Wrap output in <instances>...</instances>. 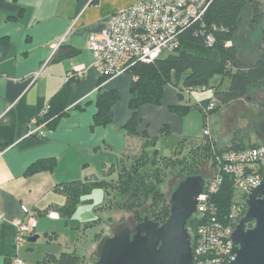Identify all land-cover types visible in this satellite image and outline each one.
<instances>
[{"label":"crops","instance_id":"0c3cea01","mask_svg":"<svg viewBox=\"0 0 264 264\" xmlns=\"http://www.w3.org/2000/svg\"><path fill=\"white\" fill-rule=\"evenodd\" d=\"M138 1L0 0V210L7 218L0 222V264H13L17 254L26 264H59L57 258L72 251L68 246L76 247L55 241L48 229L65 217L59 208L67 204V184L107 177L133 140L124 128L133 114L130 101L135 96L129 73L107 80L94 67L80 78L67 80L66 74L73 66L92 65L89 34L102 30L111 15ZM69 30L55 51L59 38ZM67 48L76 54L55 59ZM43 66L44 75L33 81L31 74ZM111 89L120 94L112 107L113 121L97 126V96ZM60 92H68L65 114L47 129L45 138L29 135L31 122ZM180 102L178 90L166 85L160 104L139 108V134L146 131L156 137L167 127L182 135L181 116L170 111ZM226 141L219 145L231 146ZM39 162L40 168L31 171ZM23 205L38 213L34 235L39 237L16 250L14 221L25 217ZM52 210L59 212V219L47 216ZM90 216L88 212L84 218Z\"/></svg>","mask_w":264,"mask_h":264},{"label":"trees","instance_id":"16d2710c","mask_svg":"<svg viewBox=\"0 0 264 264\" xmlns=\"http://www.w3.org/2000/svg\"><path fill=\"white\" fill-rule=\"evenodd\" d=\"M247 7H250L249 25L252 28L259 26L263 29L256 59L248 64L243 62L237 45ZM208 35H212L215 39L212 46H208L206 42ZM180 41V47L175 53L153 62H139L128 72L133 77L131 92L135 95L130 101L133 114L124 126L128 134H139L138 127L141 122L139 108L144 104H160L164 97V87L168 84L181 89L209 88L215 76L227 78L229 85L225 89L215 87L213 96L202 100L203 103L211 99L217 101V107L213 112L221 104H231L246 98L253 90L264 84V8L258 0H213L203 22L192 25L181 35ZM75 54V49L67 48L55 59L72 57ZM104 77L105 80L109 79ZM67 95L68 92H60L51 101L50 108L44 117L48 128H52L58 118L67 111ZM182 96L181 94L180 97ZM119 98L120 94L116 89L99 92L96 100L97 111L94 116L95 125H108L113 121L112 107ZM195 106L200 109L198 103ZM190 107V105L180 104L170 108L174 112L183 113ZM162 131H167V127H164ZM142 136L146 142L141 156L129 159L123 155L115 164L116 167L108 169L107 177L115 173L113 170L115 168L117 178L103 177L93 181L67 184L68 201L59 208L62 214L64 216L73 214L82 196L89 194L91 188L97 184L105 188L108 199L110 196L113 197L116 207L123 212V219L126 213L133 212L137 221L148 215L155 221L165 222L170 216L167 192L162 188L166 169H178L176 176L180 178L195 174L200 164L202 166L210 164L211 140L214 142L216 140L214 137L210 139L205 136L203 152H200V155L196 154L188 161L186 158L161 156L154 147L156 137H150L146 131L142 133ZM242 147H246L243 142L238 146L227 148ZM151 148L153 152H150ZM158 156H161L163 161L159 162ZM42 162L54 164V160ZM40 163L33 165L31 171L40 168ZM232 190L231 179L227 176L220 194L216 197L220 210L224 213L230 208ZM188 225L192 231L191 222ZM57 261L59 264H84V260L77 252H63Z\"/></svg>","mask_w":264,"mask_h":264},{"label":"built area","instance_id":"2783aa9c","mask_svg":"<svg viewBox=\"0 0 264 264\" xmlns=\"http://www.w3.org/2000/svg\"><path fill=\"white\" fill-rule=\"evenodd\" d=\"M213 0H140L111 15L102 30L91 32L88 47L94 55L92 65L73 66L66 74V79L84 76L90 67L110 78L128 73L139 62H153L163 56L175 53L180 47L181 35L192 25L203 22V18ZM67 34L59 38L55 51L62 44ZM215 39L207 36L208 46ZM33 81L44 75V66L31 74ZM205 91L207 87H185L182 92ZM180 92V91H179ZM204 100V99H202ZM197 100L205 115L204 135L210 139L209 117L217 107V101ZM46 108L31 122L29 135L46 137ZM210 178H208L199 199L197 212L191 222V244L195 255L192 264H230L236 257L229 255L233 239L229 237L248 210L247 197L261 180H264V143L255 142L242 148H221L211 140ZM230 177L233 197L226 213L220 210L216 201L226 177ZM25 217L16 219L15 248L19 250L35 234L38 213L26 205L22 206ZM52 219H59L58 211L47 213ZM6 214L0 210V222L6 220ZM189 224V223H188ZM189 227V225H188ZM190 230V229H189ZM235 247V243H234ZM13 264H26L17 254Z\"/></svg>","mask_w":264,"mask_h":264},{"label":"rangeland","instance_id":"374dc122","mask_svg":"<svg viewBox=\"0 0 264 264\" xmlns=\"http://www.w3.org/2000/svg\"><path fill=\"white\" fill-rule=\"evenodd\" d=\"M244 17L237 45L243 62L248 64L256 59V53L262 41L263 29L259 26L252 28V26L249 25L250 7L246 8ZM228 85L229 80L227 78L217 75L211 80L208 90L205 91L196 90L191 94H186L182 92L183 88L181 89L174 86L178 92L180 91L179 95H183L180 97V104L183 106L190 105L191 107L183 113L174 112L170 108V111L174 115L181 116L182 122L179 124V129L183 126L184 132L182 135L176 134L172 133L169 131V128H167V131L161 130V132L157 134L154 147L161 156H173L180 159L186 158L189 161V159L195 157L196 154L200 155L199 153L203 152L202 147L205 143L204 129L206 120L205 115L195 104L197 103V99L212 97L215 87L225 89ZM258 96L259 93L253 90L246 98L240 100L243 102L242 112L241 110L238 112V109L235 108L238 104L237 102L221 104L216 111L212 112L209 117V128L216 142L222 144L223 141L227 142L226 140H228V143L231 144L232 147L240 145L241 142H243L245 146L257 142L256 137L251 131H249V134L246 133V118L256 115L258 107L260 108L261 106H263V110L261 109V111L263 112L262 115H264V103H262L263 101H261V99H257ZM238 113L240 117L238 120H235ZM131 136H133V140L125 152V157L129 159L141 156L146 142L142 133ZM149 150L153 152L152 148ZM175 151H177L176 154ZM161 156H158L159 162L163 161ZM200 165V167H202V164ZM206 166V172L208 173L209 171L210 173V166ZM113 170L116 171L115 168ZM177 172L178 169L176 168L166 169L165 181L162 185L165 192L168 193L171 187H174L179 181L180 177L176 176ZM111 176L117 178V172ZM110 178L107 177V179ZM77 208L75 214L72 216H65L61 220L50 223L48 229L51 231L50 233L54 235V240L61 242L63 246H66V243H69L68 245H76V247L68 246L67 249H71V252H77L84 260V264H88L97 258V254L93 249L94 243L101 238L110 222L117 218H122L123 212L116 207V202L113 197L110 196L108 199L105 188L97 184L91 188L89 194L82 196L81 202ZM88 212L92 213L93 216L84 218Z\"/></svg>","mask_w":264,"mask_h":264},{"label":"water","instance_id":"95a60500","mask_svg":"<svg viewBox=\"0 0 264 264\" xmlns=\"http://www.w3.org/2000/svg\"><path fill=\"white\" fill-rule=\"evenodd\" d=\"M255 135L257 142L264 143V117ZM207 180L198 171L180 178L177 187L167 193L170 216L163 223L148 215L137 221L133 212L110 222L93 245L97 258L88 264H192L195 255L188 223L197 212V197ZM247 204L246 214L229 235L235 247L233 243L228 254H236L230 264H264L263 180L250 191ZM252 222L254 225L247 228ZM38 237L31 236L29 242Z\"/></svg>","mask_w":264,"mask_h":264},{"label":"flooded vegetation","instance_id":"af4514ba","mask_svg":"<svg viewBox=\"0 0 264 264\" xmlns=\"http://www.w3.org/2000/svg\"><path fill=\"white\" fill-rule=\"evenodd\" d=\"M260 3H261V5L263 6V8H264V0H258ZM255 92H258L259 93V96H258V98L257 99H261V101H263L262 103H264V84L261 86V87H258V88H256L255 90H254ZM260 102V101H259ZM238 104H237V106H235V108H237L238 110V112L242 109V105H243V102L242 101H240V102H237ZM258 105V104H257ZM261 105H263V104H261ZM261 109L263 110V106H261L260 108L258 107V112H256V115H254V116H249L248 118H246L247 119V125H246V130H247V134H249V131H251L253 134H254V136L256 137V135H255V132L258 130V124H259V121L264 117V115H262L263 114V112L261 111ZM244 110V109H243ZM246 110V109H245ZM260 110V111H259ZM250 111V110H249ZM241 112H242V110H241ZM257 116H258V119H257ZM259 116H260V118H259ZM240 117V115H239V113L237 114V116H236V119L235 120H238V118ZM207 167V166H206ZM206 167L205 166H202V167H200L197 171L199 172V173H201V174H203L204 176H206V177H208V178H210V176H211V174L209 173V171H208V173L206 172ZM178 178V177H177ZM180 180V179H179ZM264 181V180H263ZM178 183H179V181L176 183V185L173 187H171V189L173 190V189H175L176 187H177V185H178ZM170 185H172V184H170ZM170 189V188H169ZM169 191V190H168ZM121 219H123V218H121ZM254 225V222H252V223H248L247 224V228H250V227H252Z\"/></svg>","mask_w":264,"mask_h":264}]
</instances>
